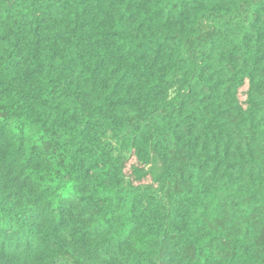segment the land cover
I'll return each mask as SVG.
<instances>
[{
  "label": "trees",
  "instance_id": "obj_1",
  "mask_svg": "<svg viewBox=\"0 0 264 264\" xmlns=\"http://www.w3.org/2000/svg\"><path fill=\"white\" fill-rule=\"evenodd\" d=\"M0 264H264V0H0Z\"/></svg>",
  "mask_w": 264,
  "mask_h": 264
}]
</instances>
